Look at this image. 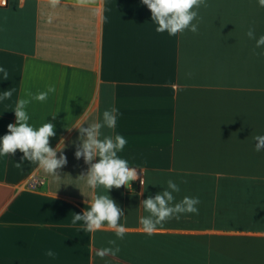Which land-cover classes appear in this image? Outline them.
<instances>
[{
	"label": "crops",
	"instance_id": "1",
	"mask_svg": "<svg viewBox=\"0 0 264 264\" xmlns=\"http://www.w3.org/2000/svg\"><path fill=\"white\" fill-rule=\"evenodd\" d=\"M199 12L198 34L173 37L155 31L141 0L0 7V65L8 73L0 91L13 90L0 105V136L16 122L10 111L26 88L54 84L56 93L29 111L37 125L56 115L47 118L57 132L50 144L63 137L68 161L58 180L19 150L0 157V264H264V150L254 140L264 134V50L246 36L250 26L264 34V8L258 0H206ZM109 107L119 110L115 132L128 141L119 155L139 179L111 190L126 235L119 252L100 257L115 230L72 224L95 192L79 178L89 165L75 158L78 130L64 125L99 121ZM169 179L180 185L177 200L199 197V213L148 235L141 201Z\"/></svg>",
	"mask_w": 264,
	"mask_h": 264
},
{
	"label": "clouds",
	"instance_id": "2",
	"mask_svg": "<svg viewBox=\"0 0 264 264\" xmlns=\"http://www.w3.org/2000/svg\"><path fill=\"white\" fill-rule=\"evenodd\" d=\"M141 3L150 10L156 32L167 33L173 37L185 32L199 33L203 21L199 9L206 4V0H141ZM258 4L264 8V0H258ZM246 36L255 42L256 49L264 50V34L257 35L255 28L250 26ZM0 74L4 77L8 75L3 65H0ZM55 93L56 86L49 84L46 90L35 93L26 88L24 94L16 99L10 111L15 114L16 122L10 123L8 132L0 136V157L15 155L19 150L23 153L22 161L36 165L38 169L59 180L62 178L58 170L68 161L63 151L65 148L63 137L59 138L55 148L50 144V138L55 137L57 132L55 124L47 118L49 116L54 118L56 115L47 116L43 123L37 125L32 122V114L29 111L33 101L45 103ZM12 95L13 90L0 91V105L10 100ZM84 115L85 110L78 117L82 118ZM118 117L119 110L109 107L103 111L99 121L64 125L69 131L73 128L78 130L79 143L73 141L76 148L75 158L77 160L82 158L89 165L86 174H81L79 178L84 179L87 187L95 192L94 199L90 201V208L85 209L82 214L75 213L72 224L82 222L80 227L90 232L105 226L115 230L117 239L109 241L112 247L101 248L97 252L100 257L119 252L117 240H123L126 235L125 224L121 222L125 217L124 210L113 199L111 190L120 189L122 186L132 189V182L139 179L137 167L131 166L127 159L119 155L128 141L123 135L115 132ZM84 124L88 126L84 127ZM106 130H111V134ZM254 140L255 150L257 152L264 150V134L256 135ZM19 165L20 163H17L18 167ZM140 183L143 185V179ZM162 188L163 190L155 196L149 195L141 201L146 215L139 218V223L148 235L157 232L159 225L173 217L179 219L184 214L199 213V197L184 196L180 200L176 199V194L181 188L174 180L169 179L167 186ZM47 255L53 256L54 253L48 251Z\"/></svg>",
	"mask_w": 264,
	"mask_h": 264
},
{
	"label": "built area",
	"instance_id": "3",
	"mask_svg": "<svg viewBox=\"0 0 264 264\" xmlns=\"http://www.w3.org/2000/svg\"><path fill=\"white\" fill-rule=\"evenodd\" d=\"M8 5V0H0V7H6Z\"/></svg>",
	"mask_w": 264,
	"mask_h": 264
}]
</instances>
